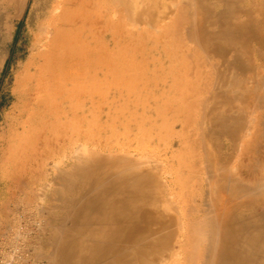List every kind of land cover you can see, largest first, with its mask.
I'll use <instances>...</instances> for the list:
<instances>
[{"label": "bare ground", "instance_id": "obj_1", "mask_svg": "<svg viewBox=\"0 0 264 264\" xmlns=\"http://www.w3.org/2000/svg\"><path fill=\"white\" fill-rule=\"evenodd\" d=\"M100 1L106 25H111L112 13L117 18V36L111 40L117 53L134 42V26L164 25L168 35L162 36V53L168 55L164 60L168 58L171 65L182 62L181 69L170 74L172 89L177 87L183 101L176 110L186 112L179 124L187 132L182 137L192 157L172 162L171 169L164 170L145 166L141 162L145 157L133 160L132 154L113 156L110 159H116L111 161L97 149L89 151V146L87 150L94 151L89 154H96L92 158L86 152L91 161L78 162L73 170L81 180L77 183L85 187L83 193L79 190L81 197L85 195L81 205V199L71 200L74 207L80 206L75 216L69 214L77 228L61 239L54 237L56 263L165 264L168 255L161 254L165 251L171 254L170 264H264V0H193V4L178 0L169 12L168 0H147L144 5L141 0L140 6L137 0ZM87 2L90 7L91 0L56 1L48 20L51 37L42 56V79L38 80L44 89L40 90L47 91L49 103H55L59 112L67 106L64 117L74 122L63 128L79 135L85 119H90L86 118L89 114L85 116ZM168 20L175 22L173 30ZM171 40L178 43L173 42L178 46L174 55L169 50ZM189 41L194 49L188 47ZM60 114L51 117L58 121ZM79 141L85 146L83 135ZM82 153L77 156L84 158ZM60 162L56 167L65 165ZM62 180L58 179L66 185L71 181ZM146 230L154 239L148 243L147 237L140 238L147 243L145 248L137 237Z\"/></svg>", "mask_w": 264, "mask_h": 264}, {"label": "rangeland", "instance_id": "obj_2", "mask_svg": "<svg viewBox=\"0 0 264 264\" xmlns=\"http://www.w3.org/2000/svg\"><path fill=\"white\" fill-rule=\"evenodd\" d=\"M56 1L29 0L26 13L20 23L18 25L5 24L10 26L11 31L8 33V30H4L3 33L5 42L9 41L12 54L8 70L0 82V264H57L58 254L57 246L56 248L53 246L54 237L61 239L66 234L69 235L73 231L72 227L76 230L77 226L75 227L72 223L74 217L72 218L69 214L75 216L80 206L74 207L71 200L79 201L81 199L79 201L81 205L85 199V195L82 194L85 187L83 188L82 183H77H80L81 180L73 172L74 165L76 166L78 162H90L97 151L98 153L100 151L101 155L107 154L104 155V158L108 156L107 159L111 161L125 155L128 157V154L129 156L132 154L133 160L135 157L136 160L145 157L141 160L146 164L145 166L163 168L164 170H167L173 164L172 162H187L192 157L189 153V144H184L186 137H182L187 132L182 130L179 124L186 112L182 113L184 111L182 110L179 113L176 110L180 108L183 101L177 92V87L172 89L173 77L170 74L171 70L179 69L182 62L171 65L168 58H166V62L164 60L166 56L168 57L162 53V36L168 37L164 33L165 29L162 28L164 25L134 26L136 30L134 42L128 48L126 47V50L123 49V53H117L119 50L111 42L117 36L115 28L117 18L112 13L111 25L109 27L106 25L100 0H91L90 7L88 2L86 3L90 11L87 14L90 16V20L85 23V116L89 114V117L86 118L90 119H85L87 120L85 129L81 132V135L85 137V146L79 141L81 139L79 131L74 130L76 135L69 131L71 129L63 128L71 121L64 117L68 111L67 106L60 109L61 117L59 108L54 106L55 103H49L50 97L47 91H43L42 84L38 81L40 78L42 79L43 74L44 59L42 56L47 50L45 42L51 37L48 35V20L50 14L53 13ZM140 1L137 0L138 6H140ZM146 1H141V5L149 3ZM162 1L166 2L167 0ZM177 1L168 0L169 3H165L168 4L165 6L168 12L173 10V8H170L171 10L168 8L174 7ZM185 1L183 0L182 3ZM190 2L193 4L194 1L189 0L188 4ZM166 23L171 27L175 24L171 20ZM14 27L15 31H13ZM173 29L174 27H172ZM105 36L106 39H104ZM171 42L174 41L171 40ZM174 43L175 48L173 45H169V50L173 55L178 48V43H176L177 45ZM188 47L194 49L192 42L190 44L189 41ZM169 50L168 52H170ZM120 55L123 56L119 59ZM118 60L120 65L116 64ZM121 64H124L123 68H121ZM166 93L167 95H165ZM58 113L60 119L57 121L55 117L51 116L52 114L59 116ZM189 114L191 117L194 116L193 112ZM178 118L179 120L176 121ZM71 122L73 125L74 121ZM141 123L142 127H140ZM153 125L155 128L152 127ZM141 128L142 130H140ZM87 148L90 149L89 151L94 149L97 151L92 156L94 151L89 152ZM138 149L139 151H137ZM80 151L84 152L82 153L84 158H80L82 157L79 155ZM118 152L123 154L119 155ZM74 154L76 155L74 156ZM84 154L91 155L92 158L89 160L91 156L86 157ZM113 156L116 158L110 159ZM78 157L83 160L79 161ZM146 157H150L152 160L148 158L151 160L149 161ZM61 159L65 165L56 167ZM64 178L69 180L72 178L74 181H68L67 185L70 184L68 187L66 182H62ZM58 179L62 181L59 182ZM61 184H65L66 188ZM71 188L74 189L71 190ZM54 189L60 194L58 192L56 194ZM82 189L83 191H81ZM73 190L78 194L72 193ZM79 190L82 192L83 198L79 195ZM78 195L81 198H78ZM55 198L56 200H54ZM59 198L60 200H58ZM68 202L70 203L68 204ZM42 209L45 211H41ZM66 216H69V219ZM147 231L140 234L137 239L143 240L147 237L146 239L150 243L154 237L151 239L152 236H147L150 235ZM145 240L139 241L143 245ZM146 245L147 243H145V248ZM52 250L53 252H51ZM40 254L42 255L40 256ZM161 254L168 255L164 257L165 264L172 262L170 253L164 251Z\"/></svg>", "mask_w": 264, "mask_h": 264}, {"label": "crops", "instance_id": "obj_3", "mask_svg": "<svg viewBox=\"0 0 264 264\" xmlns=\"http://www.w3.org/2000/svg\"><path fill=\"white\" fill-rule=\"evenodd\" d=\"M28 3L29 0H0V82L8 70L12 54L9 41L5 42V34H3L4 30H8V33L11 30L10 26L5 24L18 25L26 13Z\"/></svg>", "mask_w": 264, "mask_h": 264}]
</instances>
